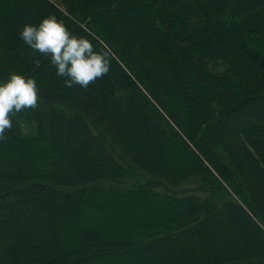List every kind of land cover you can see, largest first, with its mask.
<instances>
[{
    "label": "trees",
    "instance_id": "obj_1",
    "mask_svg": "<svg viewBox=\"0 0 264 264\" xmlns=\"http://www.w3.org/2000/svg\"><path fill=\"white\" fill-rule=\"evenodd\" d=\"M53 15L111 52L86 89L20 39ZM12 73L0 264H264V0H0Z\"/></svg>",
    "mask_w": 264,
    "mask_h": 264
},
{
    "label": "clouds",
    "instance_id": "obj_2",
    "mask_svg": "<svg viewBox=\"0 0 264 264\" xmlns=\"http://www.w3.org/2000/svg\"><path fill=\"white\" fill-rule=\"evenodd\" d=\"M24 44L42 55H50L57 68V76L65 78L71 88H88L97 79L109 73L111 52L106 47L95 51L86 37L72 35L57 17L42 20L39 26L26 24L19 34ZM36 66L39 61H34ZM34 78L12 73L6 83L0 84V141L13 127V117L26 109H36L40 99Z\"/></svg>",
    "mask_w": 264,
    "mask_h": 264
}]
</instances>
